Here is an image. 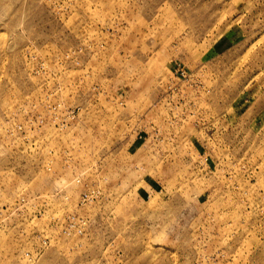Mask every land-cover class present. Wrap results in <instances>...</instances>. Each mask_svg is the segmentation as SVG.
Segmentation results:
<instances>
[{"label":"rangeland","instance_id":"rangeland-1","mask_svg":"<svg viewBox=\"0 0 264 264\" xmlns=\"http://www.w3.org/2000/svg\"><path fill=\"white\" fill-rule=\"evenodd\" d=\"M0 264H264V0H0Z\"/></svg>","mask_w":264,"mask_h":264},{"label":"built area","instance_id":"built-area-1","mask_svg":"<svg viewBox=\"0 0 264 264\" xmlns=\"http://www.w3.org/2000/svg\"><path fill=\"white\" fill-rule=\"evenodd\" d=\"M59 108H61V103H57V104H54L51 106L50 110L52 111V114H53V118L56 119L58 117L57 115V111L59 110ZM68 113H73V109L71 110H67ZM43 122V119L42 118H39V123H42ZM17 129V130H21L22 126L20 124H14V129ZM19 137L23 138L25 137V133H20ZM77 181H79V179H77ZM100 193V190L98 188H95V187H87L85 189L82 190L81 192V197H80V201H79V204L80 203H84L85 201H88L89 199H91L93 196L95 195H98ZM25 202V201H24ZM16 207V209L18 210L19 208H23V204H18V203H15L14 204ZM64 222V225H63V232H65L66 234L68 233V227H71L73 226V221H88L86 219L85 216L83 215H80V214H76V213H73V212H70V213H67L66 216L64 217L63 219Z\"/></svg>","mask_w":264,"mask_h":264}]
</instances>
